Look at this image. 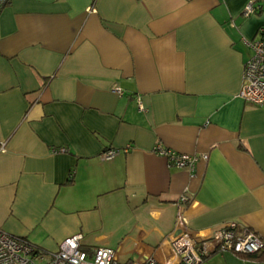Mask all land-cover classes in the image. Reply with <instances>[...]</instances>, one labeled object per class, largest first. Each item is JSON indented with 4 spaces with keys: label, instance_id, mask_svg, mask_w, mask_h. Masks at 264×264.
Here are the masks:
<instances>
[{
    "label": "crops",
    "instance_id": "crops-1",
    "mask_svg": "<svg viewBox=\"0 0 264 264\" xmlns=\"http://www.w3.org/2000/svg\"><path fill=\"white\" fill-rule=\"evenodd\" d=\"M260 27L264 0H10L0 227L46 252L83 233V248L122 262L167 261L187 194L193 235L237 222L264 239V106L240 96ZM157 146L208 158L191 171ZM202 264H264V252Z\"/></svg>",
    "mask_w": 264,
    "mask_h": 264
},
{
    "label": "built area",
    "instance_id": "built-area-1",
    "mask_svg": "<svg viewBox=\"0 0 264 264\" xmlns=\"http://www.w3.org/2000/svg\"><path fill=\"white\" fill-rule=\"evenodd\" d=\"M9 2L10 0H0V14ZM259 10L260 5L251 1L245 6L242 15L248 18ZM247 43L253 54L245 64L240 96L248 103L264 106V27H260L254 39ZM155 152L166 157L170 165L191 171L201 158H208L207 154H183L160 146L155 148ZM116 154V149L109 148L101 154V158L109 160ZM180 200L177 224L182 231L170 239L172 259L161 261L149 257L140 264H202L215 252H233L245 256L264 252V239L251 227L237 222L214 228L207 237L193 235L184 214V207L191 197L184 194ZM83 238V233L74 234L64 239L56 251L46 252L28 239L0 227V264H135L120 261L116 251L108 246L85 249L82 247Z\"/></svg>",
    "mask_w": 264,
    "mask_h": 264
},
{
    "label": "trees",
    "instance_id": "trees-1",
    "mask_svg": "<svg viewBox=\"0 0 264 264\" xmlns=\"http://www.w3.org/2000/svg\"><path fill=\"white\" fill-rule=\"evenodd\" d=\"M217 253H218V252L213 253L210 257L214 256V255L217 254Z\"/></svg>",
    "mask_w": 264,
    "mask_h": 264
}]
</instances>
